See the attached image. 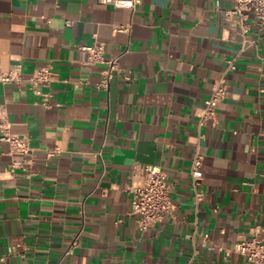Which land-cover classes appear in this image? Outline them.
<instances>
[{
	"label": "crops",
	"instance_id": "0c3cea01",
	"mask_svg": "<svg viewBox=\"0 0 264 264\" xmlns=\"http://www.w3.org/2000/svg\"><path fill=\"white\" fill-rule=\"evenodd\" d=\"M233 6L0 0V71L24 80L0 83V125L32 150L11 170L27 159L0 142V264H248L234 248L264 226V26L248 14L242 32ZM93 44L120 70L105 89ZM229 60L227 97L200 124ZM46 64L36 94L25 80ZM137 165L163 169L173 205L146 232L130 213Z\"/></svg>",
	"mask_w": 264,
	"mask_h": 264
},
{
	"label": "built area",
	"instance_id": "2783aa9c",
	"mask_svg": "<svg viewBox=\"0 0 264 264\" xmlns=\"http://www.w3.org/2000/svg\"><path fill=\"white\" fill-rule=\"evenodd\" d=\"M102 5L112 6L116 9H126L133 11L140 3V0H98ZM233 9L229 12L232 16H237L242 22L241 31L245 32L246 25L243 22L248 14H252L259 27L264 26V0H233ZM71 22H68L70 25ZM119 31H127V26H119ZM86 52L87 58L85 63L88 66H102L101 80L97 83V89H105L112 79L113 75L119 73V67L116 58H104V47L101 44H93L82 49ZM226 68L222 76L212 84L209 98L204 102L203 118L204 120L213 118L216 106L222 102L228 94L226 77L229 72L235 70L234 60L226 62ZM54 74L50 64L35 70L29 78L25 80L29 84L31 90L36 94L35 88L39 85L49 86L54 80ZM125 81H131L129 75L124 76ZM21 76V66L15 65L8 72L0 71L1 84H18L23 82ZM0 142L6 143L9 148V154L21 156L27 159L25 162H13L10 169L20 168L26 170L24 163L29 165L32 159V150L26 137L11 134L5 121L0 125ZM57 150H47V155L52 156ZM202 156L198 153L194 156L189 175L195 185L201 178L200 167ZM23 163V165H22ZM135 175L142 179V184L138 188H134L132 192V200L130 213L136 216L138 229L146 232L156 223L160 222L165 215L170 214L173 205L170 199V185L167 176L162 168L151 165H137ZM74 244L69 248L66 254L71 252ZM234 251L245 256L248 264H264V226H256L251 229V238L243 240L237 244Z\"/></svg>",
	"mask_w": 264,
	"mask_h": 264
}]
</instances>
